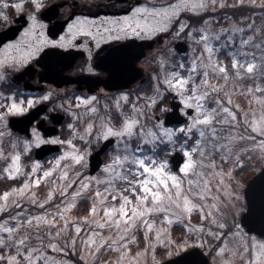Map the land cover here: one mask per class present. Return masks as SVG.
<instances>
[{"label": "snow or ice", "instance_id": "obj_1", "mask_svg": "<svg viewBox=\"0 0 264 264\" xmlns=\"http://www.w3.org/2000/svg\"><path fill=\"white\" fill-rule=\"evenodd\" d=\"M243 2L240 0L241 7ZM254 2L250 0V3ZM209 3L215 5L217 0H189L182 6L196 11L207 9ZM26 5L28 26L23 28L20 39L10 40L0 47V82L8 80V69L28 65L33 58L41 55L45 46L68 48L72 40L90 24L86 18L77 17L67 24L66 32L58 39L49 38L43 31L45 25L39 22L37 15L45 8L46 0H16L15 3L0 0V20L8 22L9 9L14 8L18 13H23ZM220 6L225 5L221 2ZM180 8L181 4L160 9L135 7L130 15L123 17L122 23H112L125 36L154 34L157 28L148 23L142 24L139 16L150 12L157 20L163 18L165 23L159 30L164 31L172 18L179 14ZM189 27L188 24L180 23L176 35L185 33ZM38 28L41 29L39 33L36 31ZM104 32L107 40L114 39L110 29L105 28ZM236 32L244 33V30L230 25L215 32L209 28V21H203L201 27L188 32L199 47H193L191 55L175 64L169 65L166 59L161 58L159 72L153 77L155 83L150 89L152 94L140 93L130 101V94L121 92L112 103L102 106L108 115L100 117L99 127L87 122L81 134L76 126L80 120L77 113L81 109L93 117L100 113L96 95H79L73 98L74 102H67L74 121L67 127L74 135H79L81 140L88 143H91L94 131L97 142L101 139L111 142L110 137L116 138L115 148L108 162L103 165L100 176L83 175L81 170L88 167V150L81 151L71 139H51L52 144L66 143L71 146V150L57 156L47 168L37 160L31 164L29 172H23L20 155L13 154L12 162L0 171V175L8 179L24 175L26 179L19 187H11L0 193V213L15 210L14 214L0 218V264H67L54 255L65 251L78 252L87 264H133L134 259L149 249L154 253L157 245L170 246L174 243L170 239V225L182 223L190 230H195L191 229L190 223L194 211L200 214L201 221L209 223L211 218L210 224L225 228L226 225L220 223L215 214L218 212L216 197L211 196V204L196 203L193 198L205 201L210 196L211 182L206 178V173L199 169H211L210 175L218 179L219 188L225 177L231 175V170L225 173L223 165L234 159L243 166L241 154L247 149L233 153L234 143L244 138L236 133L240 113L233 109H240V105H233L231 90L225 91L229 83L250 82L243 86L239 94H247L264 103V99L256 95L260 93L264 96V42L256 43L255 34L244 33L237 37ZM248 32H253L251 25L248 26ZM87 34L93 36L91 31ZM94 38L99 46L105 36L97 32ZM220 55L225 56L228 63L220 60ZM171 93H175L183 102L185 107L180 111L185 116L189 115L186 108L195 110V115L189 117L190 122L180 127H166L165 121L154 115L156 108L162 114L168 112L164 102L167 94ZM52 95V91H48L39 99L47 101ZM29 96L30 93L27 98L24 97L25 101ZM19 99L12 92L0 94V122L5 115H12ZM35 100L36 97H32L33 103ZM125 105L128 106L127 111ZM22 108L23 105L20 106ZM113 110L119 115V124L113 123ZM243 115L254 131L262 130L264 117L250 121L249 113L244 112ZM148 116L153 120L150 127L141 119ZM193 130L198 133V138L189 147L187 140L193 138ZM32 131L37 146L45 143L36 129ZM177 133L186 138L185 143L180 145L183 163L178 168L179 173L197 177L196 180H188L189 195H184L182 176L170 170L167 152L160 155L161 148L171 147L175 151L174 138ZM24 144L26 149L30 146L27 140ZM257 147L264 148V140ZM41 185L48 186L43 197L37 194ZM169 205L179 211L173 212ZM157 215L162 217L159 222L154 218ZM203 227V223L200 224V228ZM237 230L233 235L239 234L241 242L246 243L239 225ZM141 231L144 250L137 252L133 258L130 248L140 241L138 233ZM208 232L216 240L222 239L224 235L210 228ZM225 251V247L219 249L220 253ZM243 254L251 257L247 264H264V242L257 241L251 245V249L245 246Z\"/></svg>", "mask_w": 264, "mask_h": 264}, {"label": "rangeland", "instance_id": "obj_2", "mask_svg": "<svg viewBox=\"0 0 264 264\" xmlns=\"http://www.w3.org/2000/svg\"><path fill=\"white\" fill-rule=\"evenodd\" d=\"M86 1H90V0H86ZM101 1L106 2V0H101ZM15 2L16 0H10V3H15ZM185 2H189V0H166V1L146 0L142 5H140L148 9H151L153 7L160 9V8H167L169 5L181 4V8L179 9V14L172 18L171 22L168 23L167 29L164 31L159 30V28L162 27L165 23L163 18H160L159 20H157V18H154L151 16L150 12L141 14L139 16V20L142 24L148 23L149 25L157 28L154 34H146V35L142 34L141 36H139L140 38L155 37L159 35L160 33H168V38L165 40L162 48L158 50L156 49V51H154L145 62L148 68V72H150L153 77L155 75L153 74V67L160 68L159 60L161 58L166 59L169 62V65L176 63V61H174V56L178 54L174 48V44L176 41L184 40L188 43V46H189L188 52L186 53L185 57H182L181 55L178 54V61L181 59H186L189 55H191L193 47H199L198 45L195 44L193 38L189 36L188 34L186 36L187 38L182 37L183 33L180 34L179 36L176 35L178 27L177 29H175L174 23L178 19L181 12L189 11L193 13H201L208 9L217 10L218 8L221 7L220 6L221 2L225 6L229 4L230 5H240V0H217V3L215 5H212L211 3H209V7L207 9H199L196 11H192V10L183 8L182 5ZM192 2H195V0H192ZM243 5L255 6L258 9L264 8V3H262V0H255L254 3H250V0H244ZM16 13L18 12L16 11ZM256 14L260 15V21H261L260 24L254 23L255 21H257L256 18L248 19L247 16L245 18H247L248 21H245L244 18L242 20H236L232 17H228L227 19H224L227 23H223L225 21L219 20L220 19L219 15L216 16L215 19L209 18L206 21H209V28L212 31L219 32L220 29L228 28L230 25H232V26L243 29L244 33H247L248 35L255 34L257 37L255 42L261 43V42H264V10H261L257 12ZM124 16H127V14L122 15L121 17L101 16L95 19H87L90 22V24L87 25L85 27V30L82 31L77 36H84V34L88 33V31H91L93 33V36H95L96 33L99 32L101 35H104L105 38H107V34L104 32L105 28H108L111 30V35L113 37L122 36V34L117 31L116 25L113 24L112 21H118L122 23ZM80 18L85 19L83 17H80ZM181 23L188 24L186 20L181 21ZM93 25H97V26H93ZM249 25L252 26L253 32H248ZM192 29L194 28H191L189 32H191ZM244 33L236 32L235 35L239 37L243 35ZM245 38H247L246 35H245ZM219 59L222 60L224 63H228L227 58L223 55H220ZM249 83L250 82L248 81H243V82H237L235 85H233L230 82L228 85V88L225 89V91H229V90L232 91L233 105L235 104L240 105V109L234 108L233 110L238 111V113H240L238 116V119H240V121H239L238 127L236 128V133L240 137H243L244 139L238 140L237 142L234 143L233 153L234 154L241 153L242 149H247L246 151H243L241 154V159L243 160V166L238 165L234 159L230 160L227 164L223 165V169L225 173L231 170V175L225 177L224 183L221 184L219 188H217V184L219 183L218 179L210 175L212 171L211 169L209 168L199 169V171H203L206 173V178H208L211 182L210 196L205 201H200V199L193 198L190 196V198L194 199V202L196 203L203 202L205 204H211L213 202L211 199V196L216 197L218 212H215V214L217 215L218 221L226 225V227L223 229H220L217 227V225L210 224L211 218H209V223L201 221L200 214L194 211L191 214L190 223H191V229H195V230H190L189 227H185L184 224L182 223H175L173 225H170L169 226L170 239L174 243L170 246L157 245L154 253L151 249H149L144 255L140 256L139 258L134 259L133 264H158L159 262L167 258L174 257L194 246H199L206 251V253L210 256L211 264H247V261L251 257L248 254H243L244 247L247 246L251 249V245L256 243L257 241L264 242V238H260L255 235L248 234L246 230L240 225L241 214L242 212L246 210V206H247L246 199L244 196L246 176L248 173L254 172L256 169H259L260 164H264V148L257 147V144L261 140H264V126H262V130L260 132L254 131L251 127V123L245 122L244 115H243L244 112H247L250 114L249 115L250 121L252 119L260 120L262 117H264V103H261L260 100L254 99L252 96H249L247 94H244L243 96L239 94V92L243 89V86L248 85ZM256 95L261 96V99H264V96H262L260 93H257ZM221 96H223V93H221ZM211 106H214V105H211ZM127 110H128V106L125 105V111ZM77 114L78 116H80V120L77 122V125H76L77 131L82 134L83 129L86 127L87 122H91V121H90V117L88 116L89 114L85 113L83 109H81ZM157 114H160V112H156L154 110L155 117ZM194 115H195V112L192 116ZM101 116H105V115L98 116L97 120L93 122L96 124L97 127H99ZM141 119L144 120V122L149 127L153 123L151 116H148L147 118L142 117ZM73 122H74L73 117L70 112V118L68 122L66 123V127L63 130V134L55 138H58L61 141H67L71 139L73 144H75L76 147L80 149L81 151H83L84 149H87L88 155L86 158V162L88 164V167L86 169H82V170L77 169V170H81L84 176H100L102 173L103 166L95 175H90L89 157L91 153L93 152L94 148H96L98 145L102 143L103 139L97 142L95 131H94L91 137V143L81 140L79 135H74L72 130L67 127L69 123H73ZM189 122L190 121L188 120V122H186L185 124ZM113 123L119 124L114 121ZM39 136L44 141H51V139H45L40 134ZM193 137L194 139L198 138V133H196L195 130H193ZM174 139H175V151L177 150L180 151V145L185 143L186 138L183 134L177 133ZM25 140L30 142V146L27 147V149L25 148V144H24ZM188 142L189 141L187 140V143ZM60 144H61V150L59 152L55 153V155L51 156L50 158L40 161L43 167L45 168L50 167L51 166L50 162L54 161V159L57 156H60L65 151L71 150L70 145L66 143H60ZM193 144H194V140L192 141L191 144L188 143L189 147H191ZM36 147L37 145L35 144L34 134L30 138L20 137V136L11 134L9 131V127H8V118H7V121L5 124H0V171H2L4 168L9 166V164L12 162L11 156L13 154H19L21 157L20 163L22 165V171L29 172L31 170V164L34 161H37L33 157V151L35 150ZM114 148H115V145L107 153L108 158L105 161V163L108 162L109 156L112 153ZM175 151H173L171 147H168L167 149H163V153L167 152L166 158L169 160L170 170L172 172H175L177 175H181L182 179L184 180V184H183L184 195H189L187 191V189L189 188L188 180L190 179L196 180L197 177H195L194 175L183 176V174L179 173V170L175 171L173 169L172 163L170 161V155H172ZM68 162L70 163V160ZM205 163H207V161ZM217 163L219 164L218 157H217ZM245 166L247 167V169L246 171H243L242 169ZM0 178H7V177L0 175ZM19 178H23L21 182V184H23L26 177L24 175H20V176H17L15 179H19ZM53 179H55V177H53ZM19 186L20 185L14 186V187H19ZM47 187H48L47 185H41L37 189V194L43 197L46 194ZM225 192H227V195H225ZM169 207L172 208L173 212L179 211V209L176 208L175 206L169 205ZM14 212L15 210H7L3 213H0V216L3 214H6L4 217H2V218H6L7 215L14 214ZM74 214H83V213H74ZM154 218L157 220V222H159V220L162 219V217L159 215H157ZM202 223L204 225L203 229L200 228V224ZM178 225L182 227L177 228ZM237 225L240 226V231H242V234L244 236L243 238L246 243L241 242V237L239 234L233 235L238 232ZM209 228L211 229V231H215L218 233L223 232L224 233L223 238L220 240H216L212 238L210 233L208 232ZM138 236L140 237V241H138V244L132 245L130 248V253L133 258L136 257L137 252H142L144 250V242H142V231L138 233ZM253 237H255V240H252ZM221 247L226 248V251L224 253L219 252V249ZM54 255L58 259L66 261L67 264H79L75 260V256L81 259L80 254L78 252H73V251H65L63 254L55 253ZM112 255H113V258H115V255L114 254ZM82 261L84 262V264H87V261L85 260H82Z\"/></svg>", "mask_w": 264, "mask_h": 264}, {"label": "flooded vegetation", "instance_id": "obj_3", "mask_svg": "<svg viewBox=\"0 0 264 264\" xmlns=\"http://www.w3.org/2000/svg\"><path fill=\"white\" fill-rule=\"evenodd\" d=\"M62 1H67L62 3ZM47 0L45 8L40 10L38 20L45 25L43 31L51 39H58L61 34H64L67 29V24L73 22L77 17H83L86 19H95L101 16L121 17L122 15H128L132 9L140 6L146 0L138 2V0ZM9 21L4 22L0 20V31L13 26H21L19 34L15 37H11L6 41L0 43V47H3V43H7L10 40L20 39V33L24 27H27L28 10L23 12L27 17L21 21H17L19 14H14L9 9ZM22 14V13H21ZM69 20L64 25L63 30L57 29L56 26L64 24V21ZM97 26V25H93ZM37 33L41 29L36 30ZM167 35V34H166ZM114 37L109 41L107 38L102 40L97 46V41L94 36H89L87 33L84 36H76L72 40V44L68 48H60L59 46H45L41 52V55L33 58L28 65L19 67V71L14 69H8V80L0 82V91H3L5 95L10 92L16 91L17 93L24 92L31 95H44L48 91H52L53 95L47 100L42 101L37 107H41L42 113L35 119L31 125V135L33 136V129H36L40 135L45 139H52L59 137L63 134V130L66 127V123L70 118V112L68 111V101L73 100L74 97L83 95L85 97L90 95H96L98 97L99 106L101 108L100 113L93 117L90 114V121L94 122L100 115H106L103 110L105 103H112V101L121 93L127 92L130 94V101L134 100L136 95L142 93L141 91V79H137L128 87L122 88L120 85V76L118 68V52L122 47L121 42L140 41L139 36L122 35ZM147 38V37H146ZM103 49H105L103 51ZM155 50L147 51V56L151 55ZM148 57L139 60L138 67H143L146 73V86L150 85V72L145 64ZM89 68L92 70L89 71ZM151 89V87H150ZM146 95H151L147 90H143ZM148 93V94H147ZM170 95H167L169 103L172 99ZM27 98V95L25 96ZM63 105V107H61ZM34 109L30 110L33 111ZM54 113L64 114L63 121H60V117ZM112 116H116L115 110L111 112ZM15 116L22 115H9L8 127L11 134H15L21 137L26 135L14 131L10 127V121ZM55 124L59 131L55 135H52L51 129L47 126H53ZM46 125V126H45ZM45 128V130H44ZM51 143L45 141V143ZM41 144V145H43ZM53 154L49 155L50 158Z\"/></svg>", "mask_w": 264, "mask_h": 264}, {"label": "water", "instance_id": "obj_4", "mask_svg": "<svg viewBox=\"0 0 264 264\" xmlns=\"http://www.w3.org/2000/svg\"><path fill=\"white\" fill-rule=\"evenodd\" d=\"M17 26L10 27L0 32V42L5 41L11 36L17 34ZM16 29V30H15ZM162 37L159 36L157 41H161ZM156 40H144L138 44L132 42L124 43L118 54L119 58V76L120 81L123 83L121 86L126 84L129 77L133 74L139 75V69L136 70V62L146 55L147 48H153ZM176 49L180 52H186L188 45L184 41H179L176 44ZM173 111L166 115L165 124L171 125L175 123H181L184 118L179 112L180 103L173 102ZM39 113V112H38ZM192 113V110H189ZM38 115V114H37ZM36 114H28L24 117H14L10 121L11 128L21 133L30 134V126L36 119ZM53 131V130H52ZM56 130L54 129L55 133ZM109 141H105L103 146L92 154L90 158V174H95L103 163L102 154L106 149L114 142L111 138ZM58 147V146H55ZM57 148H53L51 145H43L36 150V156L43 158L49 152L56 151ZM172 162L175 169H178L180 164L183 162V155L180 152H176L172 156ZM245 198L247 201V209L241 216V225L246 229L248 233L256 234L264 237V167L255 174L250 181L247 183L245 188ZM160 264H211L208 255L199 247H193L178 256L169 258Z\"/></svg>", "mask_w": 264, "mask_h": 264}, {"label": "trees", "instance_id": "obj_5", "mask_svg": "<svg viewBox=\"0 0 264 264\" xmlns=\"http://www.w3.org/2000/svg\"><path fill=\"white\" fill-rule=\"evenodd\" d=\"M166 1V0H164ZM264 10V8H256L255 6L251 5H243L242 7L240 5H227L225 7H220L217 10H212L208 9L204 12L201 13H193L189 11H183L180 13L178 19L175 21L174 26L177 28L181 21L186 20L188 22V25L190 26L188 29H186L185 33H183V38H187V34L191 28H199L202 24L203 21H206L209 18L215 19L216 16H220L221 21H225L224 19H227L228 17H232L236 20H242L244 18L245 21H248V19H257L254 23L260 24V15L256 14L257 12ZM247 16V18H245ZM219 23V22H218ZM223 23H227L226 21ZM177 61V58H176ZM189 144L192 143V140H188ZM163 149L167 148H162L160 150V155H164ZM163 153V154H162ZM259 165V164H258ZM257 165V166H258ZM261 165V164H260ZM256 166V167H257ZM247 169V168H246ZM246 169H242L243 171H246ZM256 172H250L247 174V180ZM23 178L19 179H7V178H0V193H2L5 190H8L11 187L21 185ZM6 214H3L0 216V218L4 217ZM75 260L79 264H84L82 259L78 258L75 256Z\"/></svg>", "mask_w": 264, "mask_h": 264}, {"label": "clouds", "instance_id": "obj_6", "mask_svg": "<svg viewBox=\"0 0 264 264\" xmlns=\"http://www.w3.org/2000/svg\"><path fill=\"white\" fill-rule=\"evenodd\" d=\"M14 70L19 71V69H14ZM12 93L17 94L20 97V99L18 100L16 104L15 109L12 112V115H22V116L26 115L30 112V110L37 108V105H39L42 102V100L39 99L41 95H38V94L35 96L33 95L29 96L28 100L25 101L24 97L28 95V93H24V92L17 93L16 91H13ZM0 94H4V92L0 91ZM32 97H36V100L34 103L32 102ZM21 105H23L22 109H20ZM7 118H8V115H5L3 121L0 122V124H5L7 121Z\"/></svg>", "mask_w": 264, "mask_h": 264}]
</instances>
